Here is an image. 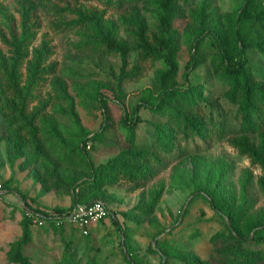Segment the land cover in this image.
<instances>
[{
	"label": "rangeland",
	"instance_id": "rangeland-1",
	"mask_svg": "<svg viewBox=\"0 0 264 264\" xmlns=\"http://www.w3.org/2000/svg\"><path fill=\"white\" fill-rule=\"evenodd\" d=\"M243 2L188 0V15L177 22L179 73L170 85L193 92L195 111L221 124L220 133L206 137L186 129L182 114L177 121L168 110L150 108L169 65L131 46L141 39L155 43V0H0V65L12 63L6 38L21 36L28 17L38 25L23 60V81L42 49L44 65L55 67L30 103L31 109L42 107L35 141L12 132L0 111V264H133L129 256L141 264H225L226 256L237 264L264 261V230L256 234L259 228L244 224L264 220L262 169L229 142L243 133L242 113L229 97L232 82L213 36L234 37ZM111 43L130 46L126 60ZM248 55L253 81L264 86L263 55L255 47ZM138 103L141 121L132 130L124 117L131 118ZM158 125H164L163 145ZM133 139L156 148L153 171L138 181L121 178L98 191H80L78 184L93 180L94 169ZM17 190L46 211L103 200L111 214L94 222L89 234L75 222L35 223L23 260H17L25 220ZM228 211H238L239 228L230 224ZM235 240L253 252L240 255Z\"/></svg>",
	"mask_w": 264,
	"mask_h": 264
},
{
	"label": "trees",
	"instance_id": "trees-1",
	"mask_svg": "<svg viewBox=\"0 0 264 264\" xmlns=\"http://www.w3.org/2000/svg\"><path fill=\"white\" fill-rule=\"evenodd\" d=\"M120 1L124 2L125 0ZM155 1L160 11L158 30L152 32L155 43L151 44L141 39L140 43L131 46L133 49H142L148 57H164L169 65V68L161 76L162 90L157 97L156 104H151L150 108L158 112L168 110L176 116L177 121H179V115L182 114L185 128L191 129L196 134L211 137L215 133H220V123L207 120L205 115L198 113L195 111V107L191 106L194 100L193 92L187 89L174 88L170 85V82L179 73L177 22L187 17L186 4L188 0ZM37 25L36 21L30 23L28 17L24 18L21 36L14 35L13 40L6 38V42L11 46V52L13 53L12 63L4 65V61H2L0 65V111L5 112L8 127L12 132L20 135L26 133L31 141H35V138H37L36 120L42 112V107L30 108V103L37 96L34 89L45 78V74L55 71L54 65H44L47 50L42 49L38 53L37 60L30 64L28 78L25 81L22 79L23 60L27 56L28 46L36 34ZM235 28L234 37L227 41L223 37L213 34L217 42L219 56L223 61L224 74L232 82V87L228 92L229 97L239 104L242 113L243 133L231 137L229 142L241 155L248 157L253 165H257L262 169L260 185L264 188V86L253 81L248 55V48L255 47L264 57V0H244L240 8V14L236 19ZM249 31L253 32L254 36L249 37ZM111 46L120 51L124 60H126L129 45L111 43ZM193 60V64L197 65L198 59L194 58ZM140 107L139 103L136 104L132 109V117L129 118L128 114L124 117L125 124L132 130L141 121ZM163 127L164 125H158V140L161 145L164 144L162 140L164 137ZM158 157V152L152 144L139 143L133 139L130 145L117 156L94 169L93 180H84L78 186L80 191L93 192L112 186L121 178L138 181L139 178H143L147 176L148 172L153 171L151 162L158 159ZM8 191H15V189L9 187ZM16 192L25 202L23 235L17 242V260H23L22 249L29 240L31 226L35 224L34 218L36 215H39L43 220L41 225L46 223H72L73 221L67 218L72 209L79 204L91 202H77L69 210L58 209L55 212H50L39 207H33L28 203L23 193L18 190ZM159 196L160 193L157 194L155 200ZM82 197L79 195L80 199ZM211 204L218 212L222 211L213 198ZM227 216L231 225L236 228L240 227L241 219L238 216V211H228ZM115 221L117 220L115 219ZM244 224L251 229L259 228L256 230V234L264 230V220L245 222ZM73 225L81 229L83 234H89L90 232V227L88 233H85L84 229L78 224ZM232 246L240 255H249L253 252L249 246L244 245L243 240H235ZM128 260L133 264H141L136 263L131 256L128 257ZM261 263L264 264V261H259L257 264ZM225 264L237 263L233 256H226Z\"/></svg>",
	"mask_w": 264,
	"mask_h": 264
},
{
	"label": "built area",
	"instance_id": "built-area-1",
	"mask_svg": "<svg viewBox=\"0 0 264 264\" xmlns=\"http://www.w3.org/2000/svg\"><path fill=\"white\" fill-rule=\"evenodd\" d=\"M111 214V208L103 200H94L89 203L79 204L75 206L67 218L84 229L88 233V228L103 217ZM35 223L42 224L43 220L39 215L34 218Z\"/></svg>",
	"mask_w": 264,
	"mask_h": 264
}]
</instances>
